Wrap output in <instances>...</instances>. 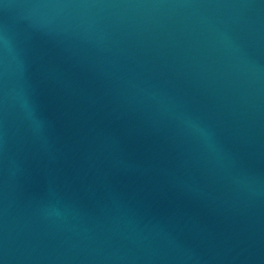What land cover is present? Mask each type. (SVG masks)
Wrapping results in <instances>:
<instances>
[{"label":"water","instance_id":"95a60500","mask_svg":"<svg viewBox=\"0 0 264 264\" xmlns=\"http://www.w3.org/2000/svg\"><path fill=\"white\" fill-rule=\"evenodd\" d=\"M0 264H264V0H0Z\"/></svg>","mask_w":264,"mask_h":264}]
</instances>
